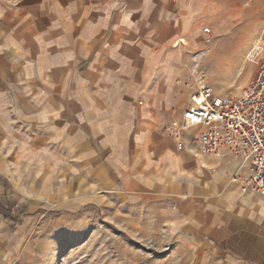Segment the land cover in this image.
<instances>
[{
	"label": "crops",
	"instance_id": "obj_1",
	"mask_svg": "<svg viewBox=\"0 0 264 264\" xmlns=\"http://www.w3.org/2000/svg\"><path fill=\"white\" fill-rule=\"evenodd\" d=\"M74 1L0 0V264L22 254L39 199L75 174V188L157 205L192 264H264V197L242 190L249 166L178 150L165 131L189 105L180 50L199 35L195 7Z\"/></svg>",
	"mask_w": 264,
	"mask_h": 264
},
{
	"label": "rangeland",
	"instance_id": "obj_2",
	"mask_svg": "<svg viewBox=\"0 0 264 264\" xmlns=\"http://www.w3.org/2000/svg\"><path fill=\"white\" fill-rule=\"evenodd\" d=\"M134 1L138 0L120 2V10ZM188 1L195 7L192 21L199 35L180 50L190 57L184 86L189 95L202 84L217 94H238L251 82L264 56V0ZM85 4L100 5V0ZM70 5L73 10L75 1ZM76 177L67 181L71 186L67 190L59 188L66 182L59 178L52 193L39 199V210L24 227L23 252L11 264H192L195 260L190 253L176 251L157 205L131 202L122 192L75 188Z\"/></svg>",
	"mask_w": 264,
	"mask_h": 264
},
{
	"label": "built area",
	"instance_id": "obj_3",
	"mask_svg": "<svg viewBox=\"0 0 264 264\" xmlns=\"http://www.w3.org/2000/svg\"><path fill=\"white\" fill-rule=\"evenodd\" d=\"M165 131L178 150L187 145L198 155L239 157L251 171L242 190L264 197V56L251 82L236 95L217 94L206 84L194 88L181 122Z\"/></svg>",
	"mask_w": 264,
	"mask_h": 264
},
{
	"label": "trees",
	"instance_id": "obj_4",
	"mask_svg": "<svg viewBox=\"0 0 264 264\" xmlns=\"http://www.w3.org/2000/svg\"><path fill=\"white\" fill-rule=\"evenodd\" d=\"M58 214V213H57Z\"/></svg>",
	"mask_w": 264,
	"mask_h": 264
}]
</instances>
